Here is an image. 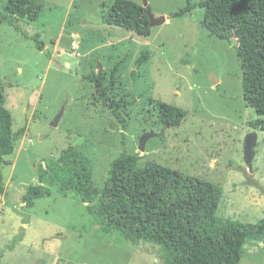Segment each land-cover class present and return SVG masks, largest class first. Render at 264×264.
<instances>
[{
  "label": "rangeland",
  "instance_id": "1",
  "mask_svg": "<svg viewBox=\"0 0 264 264\" xmlns=\"http://www.w3.org/2000/svg\"><path fill=\"white\" fill-rule=\"evenodd\" d=\"M7 1L0 0V13L6 14ZM115 1L39 0L37 20L1 24L5 106L14 131L25 134L3 164L0 264L162 262L160 246L104 230L81 197L48 178L43 184L51 194L26 205L29 186L42 183L41 168L70 146L92 160L100 188L114 160L128 152L138 154L141 165L153 161L219 185L222 217L244 224L264 219V194L230 168L246 167L245 140L257 134L253 174L264 186V130L244 98L238 41L213 36L204 26L203 0H191L194 8L180 17L173 14L188 0H131L166 16L149 36L106 21ZM99 71L106 75L105 97L87 78ZM112 100L122 101L121 117ZM160 103L187 116L164 126ZM150 131L165 135L150 138L142 151L141 138ZM240 264H264V239L246 243Z\"/></svg>",
  "mask_w": 264,
  "mask_h": 264
},
{
  "label": "trees",
  "instance_id": "2",
  "mask_svg": "<svg viewBox=\"0 0 264 264\" xmlns=\"http://www.w3.org/2000/svg\"><path fill=\"white\" fill-rule=\"evenodd\" d=\"M204 26L213 36L238 41L237 52L243 71L244 98L260 119L255 125L264 130V0H203ZM43 5L39 0H8L3 22L17 26L19 18L35 21ZM194 8L188 5L173 14L186 15ZM106 21L149 36L147 8L131 0H116ZM18 27V26H17ZM43 49L44 44L39 43ZM102 96L107 95L104 71L90 73ZM6 96L0 79V204L6 194L3 164L16 150V142L25 130L14 131L11 112L5 106ZM112 108L120 116L122 101ZM164 122L177 126L187 116L179 107L160 103ZM123 152L112 163L103 188L94 180L92 160L70 146L58 159L41 168L42 183L30 185L23 195L27 206L50 195V185L75 192L87 204L101 227L109 232L122 231L132 243L160 246L159 264H240L244 248L251 240L264 239V219L258 224H244L219 215L222 189L219 185L180 170L147 161Z\"/></svg>",
  "mask_w": 264,
  "mask_h": 264
},
{
  "label": "water",
  "instance_id": "3",
  "mask_svg": "<svg viewBox=\"0 0 264 264\" xmlns=\"http://www.w3.org/2000/svg\"><path fill=\"white\" fill-rule=\"evenodd\" d=\"M144 7H146L148 11V15L150 18V27L157 25V24H162L163 22L167 20L166 16L156 17L147 5ZM217 82H218V79L213 77V83L216 84ZM61 116H62V112L56 117L55 121L53 122V125L58 124ZM164 135H165L164 131L162 132L150 131V132L145 133L142 136L141 141H140V150L145 151L146 143L150 138L162 137ZM256 144H257V134L253 133V134L248 135L245 140V161H246L247 167L233 166L230 168L241 171L246 178L245 183L247 185H252V186L257 187L264 194V186L255 179L254 174H253V160L256 154V151H255Z\"/></svg>",
  "mask_w": 264,
  "mask_h": 264
},
{
  "label": "flooded vegetation",
  "instance_id": "4",
  "mask_svg": "<svg viewBox=\"0 0 264 264\" xmlns=\"http://www.w3.org/2000/svg\"><path fill=\"white\" fill-rule=\"evenodd\" d=\"M164 121V120H163ZM165 124H164V126L166 125L167 127H169V126H171V125H169V124H167L166 122H164ZM246 167H247V165H246ZM245 178V177H244ZM245 181H246V178H245ZM252 186V185H251ZM255 187V186H254ZM257 188V187H256ZM258 189V188H257Z\"/></svg>",
  "mask_w": 264,
  "mask_h": 264
},
{
  "label": "built area",
  "instance_id": "5",
  "mask_svg": "<svg viewBox=\"0 0 264 264\" xmlns=\"http://www.w3.org/2000/svg\"><path fill=\"white\" fill-rule=\"evenodd\" d=\"M77 48V46H75Z\"/></svg>",
  "mask_w": 264,
  "mask_h": 264
}]
</instances>
